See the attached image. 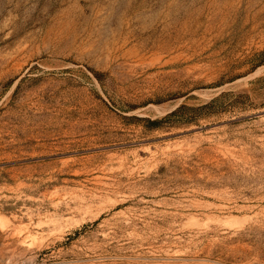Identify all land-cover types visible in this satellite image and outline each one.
<instances>
[{"label":"rangeland","instance_id":"1","mask_svg":"<svg viewBox=\"0 0 264 264\" xmlns=\"http://www.w3.org/2000/svg\"><path fill=\"white\" fill-rule=\"evenodd\" d=\"M0 264H264V0H0Z\"/></svg>","mask_w":264,"mask_h":264}]
</instances>
